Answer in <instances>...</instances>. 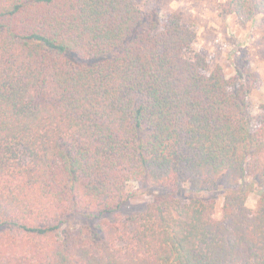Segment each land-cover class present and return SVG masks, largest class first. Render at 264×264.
I'll return each instance as SVG.
<instances>
[{"label": "trees", "instance_id": "1", "mask_svg": "<svg viewBox=\"0 0 264 264\" xmlns=\"http://www.w3.org/2000/svg\"><path fill=\"white\" fill-rule=\"evenodd\" d=\"M222 10L248 23L264 0ZM195 38L139 0H0V264H264V106L254 129V75ZM130 182L167 194L123 216ZM217 190L220 219L177 199Z\"/></svg>", "mask_w": 264, "mask_h": 264}, {"label": "rangeland", "instance_id": "2", "mask_svg": "<svg viewBox=\"0 0 264 264\" xmlns=\"http://www.w3.org/2000/svg\"><path fill=\"white\" fill-rule=\"evenodd\" d=\"M224 2L225 0H139L142 11L156 13L160 19H165L170 13L178 14L182 24L196 34L193 52L204 56L211 67L221 66L227 78L236 77L237 65L242 71L248 69L254 75L249 102L255 129L260 126L258 119L264 106V17L257 16L252 22H241L234 15L223 12ZM247 183L250 184L251 180H247ZM251 189L246 205L250 209H256L260 189L256 185ZM127 191L130 198L120 209L123 216L143 212L154 200L167 194L165 189L142 182H130ZM193 197L215 199V216L218 219L222 217L223 194L220 190L196 195L184 191L178 194L177 199L184 204ZM104 218L109 221L113 219L111 215ZM97 223L98 221L89 218L74 216L68 220L66 227L77 229Z\"/></svg>", "mask_w": 264, "mask_h": 264}, {"label": "clouds", "instance_id": "3", "mask_svg": "<svg viewBox=\"0 0 264 264\" xmlns=\"http://www.w3.org/2000/svg\"><path fill=\"white\" fill-rule=\"evenodd\" d=\"M173 7H175V5H173Z\"/></svg>", "mask_w": 264, "mask_h": 264}]
</instances>
